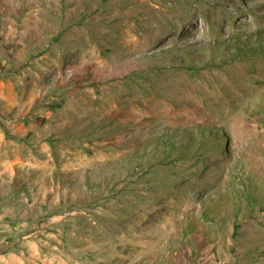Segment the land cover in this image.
I'll return each instance as SVG.
<instances>
[{
	"label": "rangeland",
	"instance_id": "obj_1",
	"mask_svg": "<svg viewBox=\"0 0 264 264\" xmlns=\"http://www.w3.org/2000/svg\"><path fill=\"white\" fill-rule=\"evenodd\" d=\"M0 264H264V0H0Z\"/></svg>",
	"mask_w": 264,
	"mask_h": 264
},
{
	"label": "trees",
	"instance_id": "obj_2",
	"mask_svg": "<svg viewBox=\"0 0 264 264\" xmlns=\"http://www.w3.org/2000/svg\"><path fill=\"white\" fill-rule=\"evenodd\" d=\"M240 41H241V39H238V42L240 43ZM245 42V41H244ZM242 48V45H240V47L238 48V49H241ZM199 133H200V137H201V139L203 140V136L202 135H204V133L202 132V130L199 128Z\"/></svg>",
	"mask_w": 264,
	"mask_h": 264
}]
</instances>
